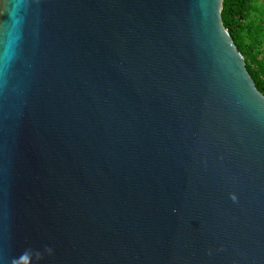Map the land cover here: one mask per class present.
I'll list each match as a JSON object with an SVG mask.
<instances>
[{
    "label": "water",
    "instance_id": "1",
    "mask_svg": "<svg viewBox=\"0 0 264 264\" xmlns=\"http://www.w3.org/2000/svg\"><path fill=\"white\" fill-rule=\"evenodd\" d=\"M224 0H0V264H264V95Z\"/></svg>",
    "mask_w": 264,
    "mask_h": 264
},
{
    "label": "trees",
    "instance_id": "2",
    "mask_svg": "<svg viewBox=\"0 0 264 264\" xmlns=\"http://www.w3.org/2000/svg\"><path fill=\"white\" fill-rule=\"evenodd\" d=\"M252 0H224L223 23L245 58L246 68L257 90L264 95V42L255 30Z\"/></svg>",
    "mask_w": 264,
    "mask_h": 264
},
{
    "label": "rangeland",
    "instance_id": "3",
    "mask_svg": "<svg viewBox=\"0 0 264 264\" xmlns=\"http://www.w3.org/2000/svg\"><path fill=\"white\" fill-rule=\"evenodd\" d=\"M252 2L254 5V12L251 13V20L255 22L253 23L255 30H257L264 39V0H252Z\"/></svg>",
    "mask_w": 264,
    "mask_h": 264
}]
</instances>
